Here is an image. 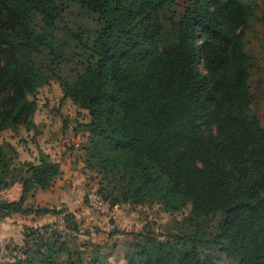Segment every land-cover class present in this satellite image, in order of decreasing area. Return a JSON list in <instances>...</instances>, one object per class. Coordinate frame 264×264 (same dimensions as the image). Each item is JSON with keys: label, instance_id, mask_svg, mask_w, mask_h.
Returning a JSON list of instances; mask_svg holds the SVG:
<instances>
[{"label": "trees", "instance_id": "obj_1", "mask_svg": "<svg viewBox=\"0 0 264 264\" xmlns=\"http://www.w3.org/2000/svg\"><path fill=\"white\" fill-rule=\"evenodd\" d=\"M64 1L99 20L89 46L65 28L90 61L73 81L58 79L62 98L87 116L71 132L84 138L97 193L110 208L186 212L173 219L177 229L218 217L211 233L196 228L165 241L133 233L128 264H212L200 257L204 246L235 264H264V126L252 110L254 61L245 50L257 0H0V132L34 126L33 96L50 78L32 58L43 47L64 55L65 43L53 39ZM32 12L41 17L39 32ZM10 152L0 145V186L19 182L21 196L0 201V215L60 214L79 233L66 210L24 206L32 189H47L60 175V162L40 151L9 177ZM24 232L21 256L1 264L107 263L99 245L86 260L72 256L51 224Z\"/></svg>", "mask_w": 264, "mask_h": 264}, {"label": "rangeland", "instance_id": "obj_2", "mask_svg": "<svg viewBox=\"0 0 264 264\" xmlns=\"http://www.w3.org/2000/svg\"><path fill=\"white\" fill-rule=\"evenodd\" d=\"M256 3L255 15L245 33V50L254 61L249 80L254 96L252 110L264 126V0H257ZM62 5L66 12L58 22L53 39L65 43L64 55L50 56L48 49L43 47L32 58L33 63L50 78L49 83L39 88L33 96L37 103L33 116L34 126L29 130L22 127L17 131L0 132V145L7 146L11 151L8 156L9 177H16L22 162L36 163L40 151L53 160H64V166L72 172L67 175L61 172L63 175L56 177L47 189H32L24 205L33 210H66L74 215L80 232L65 228L60 214L0 215V264L21 256L26 226L51 224L53 229L60 231L75 258L88 259L95 246L99 245L100 253L108 255L106 264H128L125 255L132 252L133 233L149 232L165 241L172 233L190 234L196 228L201 233L214 232L218 220L215 215L196 218L177 229L173 219H182L186 212L173 216L163 212L155 204L148 206L122 203L110 208L101 196V205L91 204L93 196L98 194L99 177L95 171L84 166V138H75L71 132L74 122L87 120V116L68 99L62 98L58 79L73 81L90 61L89 50L77 45L78 39H74L65 28L77 35L83 45L89 46L99 20L77 5H70L67 1ZM31 19L35 30L41 31L40 15L32 12ZM20 193L19 182L14 181L8 187L0 186V201L17 199ZM200 257L212 264H235L216 246L201 247Z\"/></svg>", "mask_w": 264, "mask_h": 264}, {"label": "crops", "instance_id": "obj_3", "mask_svg": "<svg viewBox=\"0 0 264 264\" xmlns=\"http://www.w3.org/2000/svg\"><path fill=\"white\" fill-rule=\"evenodd\" d=\"M257 16V15H256ZM89 28V27H88ZM89 30H91V28H89ZM60 163H62V164H60V176L61 175H63V174H65V175H67L68 173L70 174L71 172H72V170L70 171L69 169H66V167L64 166V160L62 159L61 161H60ZM64 168H65V170H64ZM61 172L63 173V174H61ZM57 177H59V176H57ZM55 180V179H54ZM20 196H21V193H20ZM20 196L17 198V199H13V200H7V201H17L19 198H20ZM25 206V205H24ZM13 215V214H12Z\"/></svg>", "mask_w": 264, "mask_h": 264}, {"label": "built area", "instance_id": "obj_4", "mask_svg": "<svg viewBox=\"0 0 264 264\" xmlns=\"http://www.w3.org/2000/svg\"><path fill=\"white\" fill-rule=\"evenodd\" d=\"M101 201H102V200H101L100 195L96 194V195H94L93 198L91 199V202H92L91 204H95L96 206H99V205L102 204Z\"/></svg>", "mask_w": 264, "mask_h": 264}]
</instances>
